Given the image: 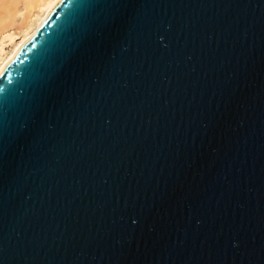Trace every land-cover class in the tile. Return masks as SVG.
Masks as SVG:
<instances>
[{"label":"water","instance_id":"water-1","mask_svg":"<svg viewBox=\"0 0 264 264\" xmlns=\"http://www.w3.org/2000/svg\"><path fill=\"white\" fill-rule=\"evenodd\" d=\"M0 264H264V0H58L0 72Z\"/></svg>","mask_w":264,"mask_h":264},{"label":"bare ground","instance_id":"bare-ground-1","mask_svg":"<svg viewBox=\"0 0 264 264\" xmlns=\"http://www.w3.org/2000/svg\"><path fill=\"white\" fill-rule=\"evenodd\" d=\"M58 0H0V72Z\"/></svg>","mask_w":264,"mask_h":264}]
</instances>
